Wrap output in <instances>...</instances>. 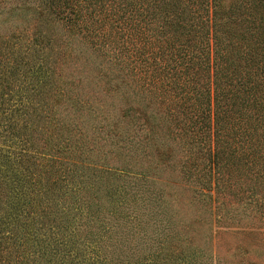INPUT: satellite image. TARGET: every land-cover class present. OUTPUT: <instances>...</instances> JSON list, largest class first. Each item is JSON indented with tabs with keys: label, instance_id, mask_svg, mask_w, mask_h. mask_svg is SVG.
Wrapping results in <instances>:
<instances>
[{
	"label": "trees",
	"instance_id": "obj_1",
	"mask_svg": "<svg viewBox=\"0 0 264 264\" xmlns=\"http://www.w3.org/2000/svg\"><path fill=\"white\" fill-rule=\"evenodd\" d=\"M231 227L264 248V0H0V264H260Z\"/></svg>",
	"mask_w": 264,
	"mask_h": 264
},
{
	"label": "rangeland",
	"instance_id": "obj_2",
	"mask_svg": "<svg viewBox=\"0 0 264 264\" xmlns=\"http://www.w3.org/2000/svg\"><path fill=\"white\" fill-rule=\"evenodd\" d=\"M254 224V223H253ZM255 224L251 227H244L243 230H255ZM231 230L238 231L241 228L239 227H231ZM222 228V232L217 235V248L216 251L222 258H231L234 262L238 261V257L232 256V253L238 254V245H248L250 249L249 257L251 259H255L259 261L260 264H264V248L259 247L255 241L259 239V236H251L248 234L238 233ZM253 240V241H252ZM252 242V243H251ZM251 243V244H250ZM262 253L263 255H259Z\"/></svg>",
	"mask_w": 264,
	"mask_h": 264
}]
</instances>
